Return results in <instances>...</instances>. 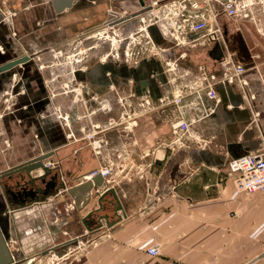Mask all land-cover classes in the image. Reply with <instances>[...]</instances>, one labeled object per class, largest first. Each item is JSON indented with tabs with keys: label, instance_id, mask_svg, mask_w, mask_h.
Here are the masks:
<instances>
[{
	"label": "crops",
	"instance_id": "0c3cea01",
	"mask_svg": "<svg viewBox=\"0 0 264 264\" xmlns=\"http://www.w3.org/2000/svg\"><path fill=\"white\" fill-rule=\"evenodd\" d=\"M224 1L144 0L142 5L140 0H0V20L4 13H14L11 24L0 22V47L5 51L0 50V61L4 64L30 56L10 70L14 73L20 72L22 64L30 63L31 51L43 57L70 43H93L95 31L104 28L113 17L111 10L121 18L128 17L111 28L119 27L121 33H127L149 21L150 41L164 48L158 56L148 54L150 41L145 40L134 44L135 55L126 58L123 40L114 47L115 52L113 48L110 52L111 42L107 40L99 39L98 46H89L91 53L85 59V67H78L74 76L87 83L88 94L97 93L98 97L93 98L101 100L90 102L94 108L92 118L89 110L86 112L83 104H76L67 93L59 94L55 103L71 113L76 130L80 125L91 130L95 122L103 126L96 132L99 149H78L66 143L0 167L3 173L26 160L53 152L46 164L59 161L56 166L61 175L69 166L73 183L68 188L86 178L77 180L81 174L85 176L98 167H113L105 182L117 190L123 206L118 211L121 218L110 193L103 209L91 217L93 239L89 244L64 261L52 264H264V192L238 190L227 166L235 156L228 151L229 143L241 144L236 154L264 150V0H253L255 20L229 17L222 12ZM193 2L200 4L199 9L191 6ZM148 6L153 7L143 11ZM177 9L180 15L173 17L172 11ZM215 12L221 13L213 18ZM195 14L212 17L211 25L222 30L220 41L207 42L203 37L206 30L190 28ZM186 18L190 21L185 26ZM173 22L183 27L176 29ZM224 57H230L231 66L244 64L246 72L228 82L225 77L232 67L222 68L220 59ZM175 62L176 69L171 71L168 65ZM203 65L217 77L216 99L209 98L205 89L192 93L198 81H208L202 78ZM65 76L56 68L35 70L26 84L32 91L30 83H34L39 96L47 92L43 78L49 80V89L55 91L67 80ZM179 90L185 92L181 105L161 101L171 100ZM129 93L134 94L129 115L132 111L140 115L125 119L124 107L117 98ZM39 98L38 108L30 105L19 113L23 122L17 123L10 115L1 118L2 140L5 138L10 144L5 149L0 142V154L31 148L36 136L32 130L39 131V138L44 130L46 140H67L56 119L49 115L46 120L39 112L46 115L51 111L53 100L46 103ZM146 99L150 106L144 105ZM19 102L22 103L21 96L13 101ZM103 103L106 108L100 110ZM180 117L195 120L192 133L211 137L212 142L207 147L198 146L191 139L183 147L167 145L175 137L171 123ZM164 140L167 144L162 143ZM62 155L70 159L65 161ZM57 170L45 182L26 179L29 183L19 186L18 175L0 180V264H49L44 259L52 249H46L39 260L25 262L17 259L20 248L13 247L11 240L20 235L23 248L37 245L30 226L38 224L42 216L50 214L51 218L54 213L49 200L60 186L59 177L56 186L49 187ZM37 187L48 189L44 201L38 200L43 197ZM91 192L93 199L81 211L77 200L67 193L75 209L83 213L81 218L98 207L97 190ZM34 206H42L44 211L39 208L42 210L30 212ZM101 214L108 216L110 225L103 220L102 226L93 229ZM155 243L160 245L161 255L147 252Z\"/></svg>",
	"mask_w": 264,
	"mask_h": 264
},
{
	"label": "rangeland",
	"instance_id": "374dc122",
	"mask_svg": "<svg viewBox=\"0 0 264 264\" xmlns=\"http://www.w3.org/2000/svg\"><path fill=\"white\" fill-rule=\"evenodd\" d=\"M5 14V13H4ZM3 14V19L0 20V22H10L12 23V16H14V13H9L6 15ZM153 21V20H152ZM148 25L149 21L142 22V24H138V29L132 30L130 32H122L119 27H113L109 28V26H113L109 24V26H104V28L98 29L97 32L95 31L94 39L95 41L89 45H83L82 43H70L67 46H61L56 51L51 52L47 55H43V57H39L37 53L34 51H31V57L32 60L30 63L22 64L19 67V73L17 72H3L0 73V121L1 118L5 116H12L17 123L23 122L22 117L19 115L21 111L28 108L30 105L39 106L40 100L42 97L43 101L46 103H49L53 100V105L51 111H48L45 115L44 112L39 111L44 115V119L49 120L47 116L51 115L56 119L57 124L63 129V133L66 132V138L67 140H46V134L44 130H42V135L40 138L39 131L38 130H32L36 134L35 140L28 141V145L30 144L32 147L28 149L23 148H17L15 151H11L10 155H5L4 153L0 154V167L6 168L8 165H12L13 163H16L18 161H22L23 159L29 158L30 156L39 153L40 151L52 148V147H60L61 145H64L66 143L72 145L73 148H81L83 146H90L94 151H97L99 149V143L97 140V130L103 128V126L98 125L97 122H95V126L91 128V130H87L85 128H81V125L79 126L78 130H76L73 127L72 123V115L70 112L64 110L62 106L55 103V98L59 94L67 93L69 96L73 99V101L76 104H83V106L87 110H89L90 118H92V106L90 105V102L95 101H101L98 98L97 93H90L88 94L86 92L87 90V83L78 81L75 79L74 71L78 67H85V59L87 58V55L91 53V50H89V46H98L99 39L107 40L110 43L112 51L115 52L114 47L119 45V41L123 40V42L126 43L125 48V56L126 58H132L135 55L134 50V44L140 45L145 40H151V35L148 32ZM121 34V35H120ZM143 38V39H142ZM128 42L131 44L129 45ZM149 48L147 53L153 54L154 56H158L159 54L164 52V48L162 46H159L158 44L153 43V41L149 42ZM0 50L5 52L3 50V47H0ZM6 50V49H5ZM7 51V50H6ZM24 52V51H23ZM16 55V54H14ZM13 55V56H14ZM105 55V54H104ZM103 58V57H102ZM3 61H0V64H2ZM169 69L171 71L176 69V62L170 63L168 65ZM49 68H56L58 70H62L65 75L67 74V80L64 82H61L59 85L60 87L57 90H50L49 89V80L43 78L42 84L47 87V92L42 93L38 96V90L37 86H34V83H30L32 86V91L27 86V78L29 75L33 74L35 70L42 71L44 69ZM20 74V75H19ZM8 87V88H7ZM35 92V93H34ZM33 95V97H32ZM22 97V103H16L14 104L13 101L17 97ZM130 96V93H129ZM126 95H121V98L123 99L125 106H123L120 102V99L117 98V102H119V105L123 106V114L125 119L129 118L130 115L133 117L135 115H140L139 112L134 113L133 111L129 115V107L128 102L132 101L133 97H129ZM77 98V99H76ZM90 106V109L88 107ZM106 108V104H101L99 109L103 110L102 108ZM85 112V113H86ZM84 113V114H85ZM86 113V114H88ZM92 114V115H91ZM4 131L0 129V142L4 144L5 149H7L9 146V141L7 139H3V133ZM44 133V134H43ZM93 134L92 138L87 137L88 134ZM37 138V140H36ZM41 140V141H40ZM39 145V149L38 146ZM38 149V150H37ZM38 151V152H37ZM27 152V154H25ZM63 160L65 161L69 160V156L62 155L61 156ZM61 158V160H62ZM59 162V161H58ZM58 162L49 163L51 166H56ZM108 165V164H107ZM110 166V165H109ZM101 167H98L96 169H100ZM58 169V168H57ZM56 169V170H57ZM95 170V169H94ZM92 170V171H94ZM56 178L59 177V184L60 186L55 191L54 195H52L51 200H49V203H51L52 212H54L49 216H42L41 221L38 224H32L30 227L34 230L32 232L33 241H38L40 244V247L36 245V243H33L31 240V243L33 245L28 246L26 249L23 248V241L22 236L18 237L15 236V239L12 238L11 244L13 247H16V257L19 256L17 259H25V262L28 261H36L39 260L40 257H43V253L46 249H52L50 251L49 255H46L45 259L46 263L52 264V262L57 261H64L65 258L72 256L73 254L79 252L80 250L84 249L87 244H89L90 239H93L91 236L92 232L85 226L84 222L82 221V215L83 213L78 212L70 197L67 194L66 187L73 183L72 175H69V166H66L64 168V175H61L62 172L60 170L56 171ZM84 178V175L81 174L78 176L77 180H81ZM67 182V183H66ZM60 191V192H59ZM40 207H32L29 209L30 212L35 213L38 212ZM44 211V208H42ZM41 209V210H42ZM39 210V211H41ZM94 225V224H93ZM18 232V230H17ZM71 247H63L66 241H72ZM59 246L58 250H63L61 252V255H58L53 248ZM25 250V251H24Z\"/></svg>",
	"mask_w": 264,
	"mask_h": 264
},
{
	"label": "built area",
	"instance_id": "2783aa9c",
	"mask_svg": "<svg viewBox=\"0 0 264 264\" xmlns=\"http://www.w3.org/2000/svg\"><path fill=\"white\" fill-rule=\"evenodd\" d=\"M253 3H254L253 0H225L223 3L222 12L232 18L234 17L243 18V19L250 18L255 20L254 13L251 9ZM154 4H158V2L155 1ZM191 6L196 10L199 9L200 4L197 2H193L191 3ZM179 11L180 10L178 9L173 10L172 16L176 17L177 15H180ZM219 13L221 12H215L213 14V18ZM116 14L118 13H115L112 10L110 11V15H112L113 17L105 22L106 26H109L110 20L115 18ZM194 18L195 19L193 20L190 26L192 30L194 31L206 30L203 34V37L207 42L220 41L222 30L219 27H214L211 25L212 17L210 16L206 17L204 15H202L201 17V15L195 14ZM189 21H190L189 18L184 19L185 26L189 23ZM173 25L174 27H176V29H181L183 27L182 24H178L177 22H173ZM109 28L111 27L109 26ZM231 63L232 61L230 57H224L220 59V65L222 66V68H224L225 66H231L230 65ZM231 67H232V72L225 77V79L228 82L229 81L231 82L235 77H240L247 70V67L242 63L234 64ZM200 70L202 72V78L207 79L208 81L206 84H204L201 81H198L196 88L192 89V93L196 91L199 92L205 89L207 91V96L209 98L216 99L218 96L215 88V84L217 82L216 75L214 73L208 72L205 65L201 66ZM224 81L225 80L223 79L222 82ZM133 96L134 94L131 93L129 97L131 98ZM184 96H185L184 90H179V92L176 95H174L171 100H166L164 98L161 99V101L162 102L167 101V102H172L176 105H181ZM119 99L121 104L125 106L123 99L121 97ZM145 104H147V106H150L151 105L150 100L146 99L144 105ZM128 105L131 106L132 102L131 101L128 102ZM145 109L151 110V108L150 109L145 108ZM194 121L195 120L186 119L184 117H180L178 120L173 121L171 123V129L175 137L170 142L164 140L162 143L167 144L168 142L167 145H173L174 147H183L186 145V142L191 139L190 142H195L198 146L201 147H207L212 142L213 138L211 137L203 138L200 135H194L191 131V127ZM92 136L93 134L89 133L87 137L92 138ZM227 166H228V174H230L233 177V180L238 190L246 193L264 192V150L254 153H245L239 156L231 157L228 161ZM112 170H113L112 166H104L101 167L100 169H95L90 173V175L94 176L98 173H101L104 178L106 177V180L108 182V178L112 174ZM147 252L153 256L161 255L160 245L158 243L153 244L152 246L147 248Z\"/></svg>",
	"mask_w": 264,
	"mask_h": 264
},
{
	"label": "water",
	"instance_id": "95a60500",
	"mask_svg": "<svg viewBox=\"0 0 264 264\" xmlns=\"http://www.w3.org/2000/svg\"><path fill=\"white\" fill-rule=\"evenodd\" d=\"M142 5H145L144 0H140ZM153 6H148V8H145L143 11L146 10H150L152 9ZM134 16V15H133ZM126 19H128V17H124L121 18V16H119V14H116V17L113 18L112 20H110L109 24L114 25L117 24L119 22H123ZM220 48V47H219ZM221 49V48H220ZM30 59L29 55H24L15 59L10 60L7 63L1 64L0 65V73L6 72V71H10L12 70L15 66H17L20 63H24L26 61H28ZM228 147V151L229 152H233L235 154V156H239L241 154H236V148L237 147H241L240 143H229L227 144ZM54 153L53 152H48V153H44L41 155H38L34 158H31L29 160H26L25 162H22L16 166H13L11 168H9L8 170H6L5 172L1 173L0 175V180L4 177L7 176H13V175H18L21 179H29L30 182L32 183H36L38 181H46V179L52 175V173L54 172V170L57 169V166H50L48 164H46V160L49 159ZM41 170V173L35 172ZM36 174H33V173ZM105 178L103 177V175L101 173H98L94 176H92L89 179H86L84 181H80L79 183L75 184L74 186H71L67 189L68 193L70 195H72L78 203V206L80 208V210H82L83 208H85L92 200V188L96 189V195L98 194V207L90 210L86 215L83 216L82 221L84 222L85 226L89 229H91V224H92V215L95 214L96 212H100L103 209V203L105 201V195L107 193H111L114 196V199L116 201V203L114 204L115 206V211L118 214L119 218H121V214H119V210H123V206L121 204V200L119 198V195L117 194V191L115 189L114 186H109L108 184H106ZM50 185H52V183L50 182ZM99 187H103V189L99 192L98 189ZM37 192L40 195H47L49 193L48 190L42 188V187H37ZM33 195V194H32ZM40 200H44V198H41ZM13 208V207H11ZM125 214V213H124ZM121 215V216H120ZM103 220L106 221V223L108 225H110L108 216L105 214H101L98 217L97 220V224L94 225L93 229H96L100 226H102L103 224ZM73 243V241H66L65 242V246H70ZM59 246H57L56 248L54 247L53 250H55L57 252V254L59 255V250L57 249ZM61 255V253H60Z\"/></svg>",
	"mask_w": 264,
	"mask_h": 264
},
{
	"label": "flooded vegetation",
	"instance_id": "af4514ba",
	"mask_svg": "<svg viewBox=\"0 0 264 264\" xmlns=\"http://www.w3.org/2000/svg\"><path fill=\"white\" fill-rule=\"evenodd\" d=\"M63 175V174H62ZM51 183H52V185L49 187V189L51 188V187H55L56 186V182H57V178L56 177H53V179H51V181H50ZM24 183H29L28 182V180H26V179H21V178H19L18 179V181H17V184L19 185V186H21V185H23ZM48 190V189H47ZM33 194V195H32ZM31 195L32 196H35V193H33V191L31 192ZM97 224V223H96ZM95 225V224H94Z\"/></svg>",
	"mask_w": 264,
	"mask_h": 264
},
{
	"label": "bare ground",
	"instance_id": "6f19581e",
	"mask_svg": "<svg viewBox=\"0 0 264 264\" xmlns=\"http://www.w3.org/2000/svg\"><path fill=\"white\" fill-rule=\"evenodd\" d=\"M120 16H122V15H120ZM77 99V98H76ZM47 161V160H46ZM92 172V171H91ZM91 172H89V173H87V174H85V176L84 177H86V178H84V180H86V179H89V178H91L92 177V175H90V173ZM84 180H82V181H84ZM105 180H106V177H105ZM105 182V181H104ZM67 183V182H66ZM79 183V182H78ZM70 187V186H69ZM67 189H68V186L66 187V191H67ZM93 189V188H92ZM102 189H103V187H102ZM116 189V188H115ZM98 191L100 192L101 191V188H99L98 189ZM117 191V190H116ZM60 192V191H59ZM67 193H68V191H67ZM118 194V193H117ZM107 196H110V193H107L106 195H105V197H107ZM42 197L44 198V195H42ZM92 199H93V194H92ZM38 200H40V199H38ZM44 200H45V198H44ZM43 200V201H44ZM42 201V200H41ZM103 206H104V203H103ZM83 210V209H82ZM81 211V210H80ZM102 224H104V223H102Z\"/></svg>",
	"mask_w": 264,
	"mask_h": 264
}]
</instances>
